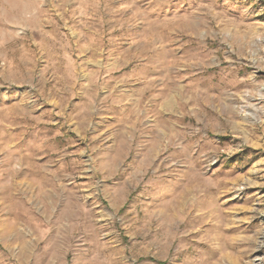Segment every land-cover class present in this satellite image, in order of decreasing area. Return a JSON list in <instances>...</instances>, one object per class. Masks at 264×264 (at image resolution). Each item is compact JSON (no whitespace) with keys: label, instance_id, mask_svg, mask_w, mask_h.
Segmentation results:
<instances>
[{"label":"rangeland","instance_id":"obj_1","mask_svg":"<svg viewBox=\"0 0 264 264\" xmlns=\"http://www.w3.org/2000/svg\"><path fill=\"white\" fill-rule=\"evenodd\" d=\"M0 264H264V0H0Z\"/></svg>","mask_w":264,"mask_h":264}]
</instances>
